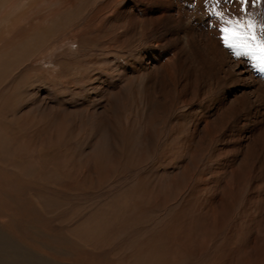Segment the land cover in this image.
<instances>
[{"label":"rangeland","instance_id":"obj_1","mask_svg":"<svg viewBox=\"0 0 264 264\" xmlns=\"http://www.w3.org/2000/svg\"><path fill=\"white\" fill-rule=\"evenodd\" d=\"M106 1L0 0V264H264L254 250L264 249V186L234 189L232 213L214 221L212 199L230 196L228 175L206 174L220 164L215 146L190 181L177 119L149 128L142 85L119 112L125 136L111 134L119 119L104 112L113 100L103 83L127 79L105 81L97 67L118 70L133 55L99 50ZM247 23L244 34L263 36L264 13ZM149 129L161 134L153 150ZM204 176L215 186L200 189Z\"/></svg>","mask_w":264,"mask_h":264},{"label":"bare ground","instance_id":"obj_2","mask_svg":"<svg viewBox=\"0 0 264 264\" xmlns=\"http://www.w3.org/2000/svg\"><path fill=\"white\" fill-rule=\"evenodd\" d=\"M217 11H222L234 21L239 17L240 21L238 24L221 25L213 14ZM263 13L264 0H248L244 5L239 0H220L219 3L217 0H107L106 5L97 8L99 50L102 49L105 55L113 52H132L133 55L122 61V67H116L118 70H111L112 62L110 66L97 67V75L105 77V81L107 78L127 79V87L119 85L117 81L116 86H112L110 81L111 84L102 82L104 91L113 100V104L104 108V112L115 109L119 119V127L111 134L118 140L125 136L119 112L130 101L132 94L137 93L136 87L144 86L142 100L148 108L146 123L150 125L149 128L155 122L167 120L171 116L177 119L176 132L183 138L182 152L190 156L181 172L191 177L190 181L192 176L200 174L201 157L215 146L214 159L220 161V164H216L214 173L208 170L206 174L213 177L228 175L230 180L224 182L223 192H228L230 196L223 194L216 200L212 199L210 208L211 214L214 213V221L218 218L226 221L228 216L222 217L224 211L225 215L232 213L234 189H242L252 182V193L257 194L264 186V74L254 73L252 68V65L260 62L261 53L258 49L264 41V33L261 38L255 35L256 41L249 40L253 48H256L255 43L258 45L257 58L244 56L238 59L224 47L219 31L221 26H225L244 34L241 25H246L247 20L252 21ZM228 35L224 33L225 37ZM128 86L134 89L130 88L131 92H126ZM148 134L146 138L153 150L161 134L154 135L152 129H149ZM7 145L8 138L1 130L0 159L5 162ZM203 178L204 183L199 185L200 189L215 186L213 179L205 182L206 177ZM260 249L254 248L260 256H264V249ZM257 261L260 262L261 257Z\"/></svg>","mask_w":264,"mask_h":264},{"label":"snow or ice","instance_id":"obj_3","mask_svg":"<svg viewBox=\"0 0 264 264\" xmlns=\"http://www.w3.org/2000/svg\"><path fill=\"white\" fill-rule=\"evenodd\" d=\"M219 2L220 0H217V3ZM239 2L241 5H244L248 3V0H239ZM242 11H244L243 8ZM213 14L219 19L221 25H231L233 23L238 24L240 21L239 17H237L235 21L230 17H226L222 11H217L214 12ZM241 27L252 29L253 24L247 23L246 25H241ZM219 31L221 33L220 39L222 40L224 47L230 50L236 58L239 59L244 56H248L253 59L257 58L256 57L257 49L253 48L249 43V40L254 41L257 39L255 35L249 36L247 34H243L241 32L236 31L234 28H229L225 26H221L219 28ZM224 33H228L229 34L228 37H225ZM258 50L261 53V57H260V62L257 63L255 67L260 73L264 74V41L261 42Z\"/></svg>","mask_w":264,"mask_h":264}]
</instances>
